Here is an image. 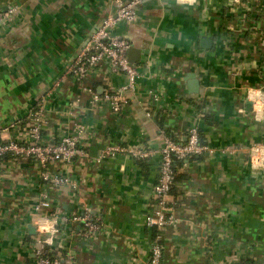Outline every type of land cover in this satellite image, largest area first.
<instances>
[{
  "label": "crops",
  "instance_id": "obj_1",
  "mask_svg": "<svg viewBox=\"0 0 264 264\" xmlns=\"http://www.w3.org/2000/svg\"><path fill=\"white\" fill-rule=\"evenodd\" d=\"M116 1L0 0V13L17 9L0 20V143L25 142L34 112L44 144L85 130V151L50 169L70 184L53 187L42 212L45 169L0 157V264H36L40 239L75 264H147L158 234L161 264H264V167L252 164L264 151V116L247 101L250 89L264 92V0H144L137 20L114 30L140 71L119 112L107 95L128 77L111 60L70 72ZM191 73L198 92L189 91ZM192 128L210 151L179 166L173 220L159 231L146 217L161 149ZM116 147L153 152L138 159L110 153ZM37 215L40 225L56 220L53 230L41 232ZM74 215L101 228L80 235L65 221Z\"/></svg>",
  "mask_w": 264,
  "mask_h": 264
},
{
  "label": "built area",
  "instance_id": "obj_2",
  "mask_svg": "<svg viewBox=\"0 0 264 264\" xmlns=\"http://www.w3.org/2000/svg\"><path fill=\"white\" fill-rule=\"evenodd\" d=\"M144 0L116 1V15L106 17L101 25L91 34L87 45L79 54L77 60L71 66L70 72L76 75L84 74L89 68L98 65L103 59L108 58L113 64L128 77V83L123 89L113 92L107 97L111 100L112 108L119 112L122 108L123 95L128 90L137 89L140 77L139 67L132 63L127 51L131 42L127 38L119 37L114 30L121 21L135 22L138 18L137 6ZM16 7H10L6 13H0V20L10 19L16 12ZM43 117L41 112H34L31 123L27 131L25 142L10 141L0 143V157L13 155L23 158L36 159L45 169L42 174L43 181L48 184L41 193L37 206L39 212L51 208L50 190L53 187L68 186V178L59 174L50 173L57 163H69L80 152L85 151L84 128L77 129L73 134L61 137L56 144L42 143ZM210 151V147L202 144L197 128L190 129L185 141H175L169 137L161 149L162 159L159 176L155 185V208L149 212L146 222L149 227L164 230L173 220V205L169 202L171 189L176 183L177 170L176 160H187L191 157L201 156ZM116 152L130 153L138 159H144L151 155L152 150L125 149L116 147L110 153ZM52 184V185H51ZM39 220L37 215L36 221ZM65 221L78 225L80 235L90 237L95 231L101 228L99 221H94L89 215H74L65 218ZM37 228V227H36ZM38 229V228H37ZM38 231V230H37ZM46 231H43V233ZM47 238V237H46ZM50 245V240L40 239L39 247L36 250V264H75L72 259L57 253L53 258L44 255V249ZM51 246V245H50ZM163 258V246L161 245V234H158L152 245L151 255L147 264H161Z\"/></svg>",
  "mask_w": 264,
  "mask_h": 264
},
{
  "label": "clouds",
  "instance_id": "obj_3",
  "mask_svg": "<svg viewBox=\"0 0 264 264\" xmlns=\"http://www.w3.org/2000/svg\"><path fill=\"white\" fill-rule=\"evenodd\" d=\"M247 101L249 103H253L255 111L261 114L262 116H264V92H262L261 90L250 89L247 97ZM256 151L259 154L253 156L252 164L254 167H258V168L264 167V151H261L260 149H257ZM56 222H57L56 220H52L46 222L43 225H40V222L38 220L36 221V223L40 225L41 232L53 230Z\"/></svg>",
  "mask_w": 264,
  "mask_h": 264
},
{
  "label": "trees",
  "instance_id": "obj_4",
  "mask_svg": "<svg viewBox=\"0 0 264 264\" xmlns=\"http://www.w3.org/2000/svg\"><path fill=\"white\" fill-rule=\"evenodd\" d=\"M199 132H200V131H199ZM199 136H200V141H201V143H202V144H205V143H204V140L202 139L201 133H199ZM184 161H185V160H176V161H175V168H176L177 172H178L179 166H180ZM177 174H178V173H177ZM176 180H177V176H176ZM173 188H174V186H173L172 189H171V193H172V191H173ZM57 253H58V252L54 251L53 248H52L50 245H47V246L45 247V249H44V255H45L46 257L53 258L54 256L57 255ZM243 264H253V262H251V261H244Z\"/></svg>",
  "mask_w": 264,
  "mask_h": 264
},
{
  "label": "water",
  "instance_id": "obj_5",
  "mask_svg": "<svg viewBox=\"0 0 264 264\" xmlns=\"http://www.w3.org/2000/svg\"><path fill=\"white\" fill-rule=\"evenodd\" d=\"M130 48H131L130 50H132V48H134V47L130 46ZM130 61L132 62L131 59H130ZM186 81L189 83V88H190L189 91L190 92H198L199 91L197 85L200 87V84L196 81V75L194 73L189 74L188 77L186 78ZM35 231H36V229L34 228L33 232H35Z\"/></svg>",
  "mask_w": 264,
  "mask_h": 264
}]
</instances>
